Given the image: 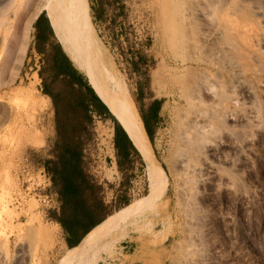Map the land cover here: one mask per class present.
<instances>
[{"label":"rangeland","instance_id":"obj_1","mask_svg":"<svg viewBox=\"0 0 264 264\" xmlns=\"http://www.w3.org/2000/svg\"><path fill=\"white\" fill-rule=\"evenodd\" d=\"M104 3V21L94 26L89 0H73L83 57L102 84L139 115L140 108L148 112L153 100H161L151 121L152 147L168 179L153 205V168L136 144L143 161L135 158L124 177L114 178L106 156L114 149L115 123L92 117L85 168L98 181L103 178L102 194L113 212L134 210L108 222L104 236L114 237L96 251L103 253L96 264H264V0ZM34 35L33 24L19 74L0 89V264H77L51 216L60 200L44 163L54 158L57 120L30 51ZM139 50L143 61L136 69L132 57ZM19 89L47 107L33 111L16 94ZM227 96L234 97L232 108L225 107ZM187 100H201L218 120H212V133L196 157L199 170L190 192L173 140ZM107 106L127 131L123 116ZM10 111H21V118L9 121ZM32 113L37 128L31 131L26 114ZM69 119L68 128H79L73 112ZM126 177L130 183L122 187ZM125 198L126 206L120 203Z\"/></svg>","mask_w":264,"mask_h":264},{"label":"trees","instance_id":"obj_2","mask_svg":"<svg viewBox=\"0 0 264 264\" xmlns=\"http://www.w3.org/2000/svg\"><path fill=\"white\" fill-rule=\"evenodd\" d=\"M42 17L48 19L46 11L40 14L39 18ZM39 18L34 23L37 30L39 29ZM48 28L55 37L49 21ZM36 37L42 44L46 42L44 38L39 37V34ZM57 44L61 47L60 43ZM63 54L64 61H56L55 67L50 70L52 76L50 83H47L43 69L40 70L43 92L49 95L54 102L58 133L53 150L54 158H49L44 163L60 200L59 209L52 211L51 216L61 224L68 250L75 256L74 261L77 264H96L103 254L102 251H96L106 249L114 237L113 232L104 236L108 222L117 215L125 217L128 212L132 214L134 210H128L126 207L120 210L121 207L116 210V212L120 210L119 212H113L112 205L106 203L103 197V185L85 168L84 147L90 134L88 124L92 120L93 111L111 118L115 123L114 143L119 170L123 172V177L127 170L133 168L135 158L138 157L141 161L143 158L141 150L137 149L135 143L133 144L132 138L129 137L130 135L127 134L120 121L96 94L87 75L75 67L65 52ZM136 55L138 60L135 61ZM132 61L134 68L137 69L138 63L143 61V54L140 50L132 57ZM60 85L63 87L61 88ZM65 87L70 89V94H66ZM160 102L161 100L155 99L148 112H144L141 108L139 111L152 142L151 121L157 117ZM71 112L77 116L79 128H68L71 124L69 119ZM126 180L121 181L122 187L130 183L128 177ZM120 203L126 206L129 204V199L125 198Z\"/></svg>","mask_w":264,"mask_h":264},{"label":"bare ground","instance_id":"obj_3","mask_svg":"<svg viewBox=\"0 0 264 264\" xmlns=\"http://www.w3.org/2000/svg\"><path fill=\"white\" fill-rule=\"evenodd\" d=\"M46 5L51 7L52 13L56 18L68 55L74 63L85 72L95 90L100 91L101 94L98 92L97 94L100 95L102 100L107 105H111L119 116H123L125 127L131 135L132 140L149 157L150 164L153 168V191L150 197L154 205L160 197L168 179L167 170H165L166 168L163 167V164L158 161L153 151L152 141L145 128L142 117L136 110L132 108L129 109V107H127L128 103L122 102V100L114 94V91L107 89L96 77L97 75L94 74L84 59L82 46L80 40L76 36L74 22L72 20L71 9L73 0H0V89L3 88L2 86L12 83L19 74L29 45L33 24ZM16 94L18 96L23 95L22 98L25 102L27 100L33 111H37L40 108L45 109L47 107L46 102L34 98L30 93H26L24 89L17 90ZM227 97L229 98V96ZM230 97L229 101H227L228 103L224 100L223 106H225L226 103V108H232V106L235 105L234 97ZM200 101L187 100L189 107L184 119L179 123L175 139H173L175 140L177 163L186 176L185 183L187 184L188 192L194 189L195 180L197 179L196 174L199 168L195 162L196 157L202 152L204 143L207 141V136L209 132L212 131V126L214 125L212 120L216 118L213 113L208 114L209 110H207V108L205 109L203 107L204 104ZM33 113L31 115L26 114V128H30L31 131L37 128L34 118L35 115H33ZM21 114V111L11 112L9 114V121H16L21 118ZM230 114L229 112L228 115ZM216 121H218L217 118ZM28 134L31 135V132ZM198 183L200 184V182ZM145 220H147V218ZM145 226L147 225L145 224ZM40 234L45 236L48 233L41 232ZM113 247L114 246L105 253L109 255L112 254Z\"/></svg>","mask_w":264,"mask_h":264},{"label":"crops","instance_id":"obj_4","mask_svg":"<svg viewBox=\"0 0 264 264\" xmlns=\"http://www.w3.org/2000/svg\"><path fill=\"white\" fill-rule=\"evenodd\" d=\"M89 4H90V13H91L92 22H93L94 26H97V23L104 21L103 20L104 17H105L104 16L105 15L104 14L105 13L104 7H105L106 4L104 3V0H89ZM44 10H46L48 12V15L49 16L46 13L48 19L45 18V17L39 18L40 15L38 16V18H39V20H38L39 21L38 22V28L39 29L37 30L35 28L34 41H33L32 45L30 46V51L35 53L34 54V60H35L34 61V65L37 66V70L36 71L38 72V75L40 76L41 80L43 81V79H42V77L40 75V71L39 70L40 69H43V71H45L44 77L46 78L47 83H50V81L52 80V76L50 75L51 68H54L55 67V64L54 63L56 61H59V62L64 61V54H63V52H65L67 55H68V53L65 50L64 43H63V39H62V36L60 34L59 25H58V23L56 21V18L54 16V14L52 13V10L50 8L49 9L46 8ZM48 21L50 22V25L53 28L55 37L51 34V31L48 28ZM37 34H39V37L44 38L46 40V42L42 44L40 42V40H38V38L36 37ZM57 43H60L61 47ZM70 59H71V57H70ZM37 63H39V65ZM73 64L75 65L74 62H73ZM75 67H77L79 69V71L81 70L78 66L75 65ZM46 71H48V74L46 73ZM85 81H86V79H85ZM96 94H97V92H96ZM45 95L48 96L47 98H48V100L50 99V102H51V99L52 98L49 95H47V94H45ZM99 98L101 99L100 96H99ZM102 102L107 106V104L103 100H102ZM93 117H100L102 119H106L107 118V117L102 116L101 114H98L96 111H93ZM113 134H114V137H115V124L113 126ZM114 137H113L114 149H113V152L112 153H110V154H108L106 156V163L108 165H110V168L112 169V172H113V175L112 176L114 178H116L119 173H121L123 175V172H121L119 170V164H118V158H117V153H116L117 151H116L115 143H114ZM102 180H103V178H101L99 180L100 183H101ZM120 183H121V181H120ZM105 189H106V187H105ZM132 245L133 244H126L123 247L124 248H130Z\"/></svg>","mask_w":264,"mask_h":264},{"label":"water","instance_id":"obj_5","mask_svg":"<svg viewBox=\"0 0 264 264\" xmlns=\"http://www.w3.org/2000/svg\"><path fill=\"white\" fill-rule=\"evenodd\" d=\"M112 113V112H111ZM124 128V127H123ZM125 129V128H124ZM127 132V131H126ZM127 134H128V132H127ZM129 135V134H128ZM130 137V136H129ZM131 139V138H130ZM132 140V139H131ZM133 144H134V142H133ZM135 145V144H134Z\"/></svg>","mask_w":264,"mask_h":264},{"label":"built area","instance_id":"obj_6","mask_svg":"<svg viewBox=\"0 0 264 264\" xmlns=\"http://www.w3.org/2000/svg\"><path fill=\"white\" fill-rule=\"evenodd\" d=\"M95 118H99V119H101L100 117H95Z\"/></svg>","mask_w":264,"mask_h":264}]
</instances>
